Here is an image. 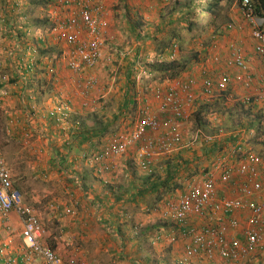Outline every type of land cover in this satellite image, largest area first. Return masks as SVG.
I'll return each mask as SVG.
<instances>
[{
	"label": "built area",
	"instance_id": "built-area-1",
	"mask_svg": "<svg viewBox=\"0 0 264 264\" xmlns=\"http://www.w3.org/2000/svg\"><path fill=\"white\" fill-rule=\"evenodd\" d=\"M55 1L72 12L60 19L58 30L68 46L65 53L68 67L78 72L81 67L97 66L104 58L106 0H77L76 6L67 0ZM248 3V0L242 1V13L251 24L254 51L264 62V21L252 14ZM80 30L84 31V37L77 35L76 32ZM227 62L246 69L241 54L235 52L233 45L231 58ZM249 78V75L236 77L245 86L249 85ZM229 80L228 75L220 76L216 88L224 90ZM95 82L96 77H90L86 87L93 86ZM192 84V80L174 83L162 95L160 113L172 120H156V116L149 115L148 107L144 105L143 119L136 122L128 133L109 136L100 161L123 154L127 148H131L132 143L143 138L136 152L137 163L142 169L150 162L144 163L143 158L147 155L199 147L198 134L184 143L177 126L178 121L185 117L186 107L193 98ZM204 86V91L210 94L212 82L207 80ZM143 101L146 102V97ZM254 101L264 102V91H257ZM170 127L172 129L168 130ZM163 131L165 134L159 133ZM215 155L184 179L179 193H169L160 210L161 217L170 222L182 237L179 264L212 263L217 260H221L222 264H241L254 255H264V149L255 150L237 141L215 149ZM107 169L108 165L101 163L96 172L101 175ZM11 210L17 211L22 224L23 264H32L36 259L43 264H85L76 258L64 263L43 242L41 220L36 210L23 202L21 192L13 187L10 168L0 154V217L6 218ZM154 211L158 212L159 206ZM170 235L173 236V233ZM13 263L12 258L8 259V264Z\"/></svg>",
	"mask_w": 264,
	"mask_h": 264
},
{
	"label": "rangeland",
	"instance_id": "rangeland-1",
	"mask_svg": "<svg viewBox=\"0 0 264 264\" xmlns=\"http://www.w3.org/2000/svg\"><path fill=\"white\" fill-rule=\"evenodd\" d=\"M32 1L35 4L33 3L31 4V19H33V17L37 14H40L41 16L44 17L47 14L49 15L51 14L54 23H51L50 25H45V27H41L42 29L41 33L46 37H51V38L54 37V39H52L53 42L48 41L49 44L54 43L58 45L60 41L62 43L61 47H63L65 53H67L68 46L64 40V36L62 32H59L57 29H53L54 28L53 26H55L56 19H58V17L61 14H59L56 11L52 15L51 10H46L47 6H45V4L42 6L43 0H32ZM132 1H136V0H132ZM153 1H155V4L157 3L156 5L157 8L155 9L154 7V9L153 8L147 9L148 7L147 5L153 3ZM189 1L190 0H168L167 2H161L159 0H140L142 10L138 11L139 17H137L136 19L138 21L141 20L143 24L146 26V22H150L153 16H155L156 18L160 15H163V17H167L168 11H170L171 8L176 3H180L181 4L180 7H183L184 9L183 11H186L187 8L189 7L187 5ZM125 2L129 4L128 0H111L110 2L111 7H109V12H107L106 10L107 13H110L109 15L110 23L108 28L110 29V33L113 36L110 41H113L114 44V48L112 46H110V48L107 47V50L104 48V54L106 52L105 57H109V58H107L101 65L100 63H98V65L95 67H81V69L78 72L69 71L68 69L63 70L62 76L59 77V79H66L71 84H73L72 82H74L73 80H75V78L71 76L72 74L76 75V78L78 77L77 79H79L80 81L93 76L98 77V83L96 86L90 89L87 88L83 91L85 92L87 90L88 92L86 95L89 96L92 94L91 97L92 98L95 97V105H98L101 102L100 104L104 106L103 109L105 115L107 116H111L112 112L116 109L115 107L116 100L119 99V93L122 91V88L127 86L128 77H131V80L134 84V88L138 90L140 93L144 90H146L147 93H150V91L153 92L157 87L163 88L169 83L168 80L160 79L159 76H157L158 78L155 80H153L154 78H151L150 76H146L143 73L144 66L140 64V60H138V64L132 66L134 50L138 49L140 52H143L146 49V45L148 46L151 45L149 43L150 42L149 40L145 44L142 43L140 44L138 41H136L130 35L128 31V26L127 27L124 26V24L121 22L123 18L120 15V11L117 9L120 7V5H124ZM142 4H144V6ZM190 6H192V4ZM218 9H219V16H218L219 19L218 18L216 19L217 22L222 23V25L231 23L232 27L235 28L237 31L235 32L236 34L235 36L230 35L229 32L226 33L225 39L219 41L217 44L218 47L213 51L216 52V54H218L222 58L228 52V49L226 48L228 43L236 44L235 42L238 43V40L240 42L238 45L235 46V52H237L241 48L250 47L252 39L249 33V23L243 17L242 11L237 1L228 0L227 2H223ZM122 10L123 12H125L126 9L122 8ZM145 15L146 18L149 20H146L144 18ZM213 16H214L213 13L206 14L202 21L205 22L210 21V19ZM55 17L57 18L55 19ZM174 17L175 20H177L181 16H178L177 13ZM213 30H214V26L208 27L203 33L202 31L194 30L195 31L194 34V31L190 33L187 30H185L184 32L185 38H183V43L181 41L180 45L178 46L179 50L178 52H176L174 59L178 61L181 60L185 64L186 63L188 64L190 60L197 57L196 53L201 48L200 44H197V46H195V44L202 43V45L205 46L209 41L210 36L213 33ZM200 32L201 34H199ZM76 33L80 37H84L85 35L84 31L82 30L77 31ZM116 33L119 35V38H116L114 36ZM191 35H196V38L193 43H191V39H190ZM188 42L189 44H187L186 47V43ZM182 45H184V47L181 50L180 46ZM23 47L24 46H21L22 49ZM50 47L53 50L54 47L52 45H50ZM122 49L131 51L130 54H128L129 58L127 59V62L124 61L125 58L120 59V57H118L116 54L114 55V51H120ZM52 50L50 51L51 53L49 54L51 58L54 56ZM18 52L21 53L22 50H18ZM113 56L115 58L114 63H112ZM200 56H203V54H200ZM35 57L36 58H32V60L33 59L37 60L38 58L42 60H48L47 57H42L41 55H36ZM140 58H142V56H140ZM149 59L151 60L153 59L154 61V57L152 56ZM210 60L212 61V58ZM0 61L1 63L5 64L3 55H0ZM119 61H121V63H125L126 65L125 68L124 67L121 68L118 65ZM203 67H208L209 72L212 74L219 73V71L221 73L222 70H227V68L223 69L224 65L222 67L221 62H218L216 64L208 61L207 64L206 62L204 63ZM3 71H5V69H0V77L2 73H4L5 78H9L8 73ZM38 77L42 78L44 76L41 73L37 75V78ZM56 77L57 75L52 73L51 71L49 72L48 75L45 76L47 80L49 79L53 80ZM33 79L34 78L32 77L31 74H27L26 90H24L23 87L24 80L20 79L22 86H20L19 88H21L23 93H26L25 95L31 94V87L34 85ZM36 80L37 79L35 78V81ZM71 87L72 86H70V88ZM74 89L75 88H73V92ZM257 90L264 91V78L262 79L254 78V82L251 86H245L244 84L241 85L235 83L233 85V90H230L228 91V93L222 95L221 93H216L211 97H206L202 95L201 92H199L197 98H195L194 103L192 104L193 109L191 110L190 108L186 119L183 122L177 124L178 130L180 131L183 137V141L188 142V139L190 137H193V135L196 132L205 135H214L215 133H213V130L215 131L218 127L223 129L230 128V130L232 131L237 126L239 121L243 119L242 116H244V111H247L249 108H252L253 111H260V110L264 111V102H253L252 92L256 93ZM1 91L3 92V89ZM133 91L134 89L131 88L129 93L132 94ZM86 95H84V97H86ZM246 97H249L248 103L243 101V99ZM26 103L27 105L31 104V100L29 102L26 101ZM14 105L15 106L18 105L17 101L14 102ZM86 107L87 108L89 107L90 109L91 104ZM149 107H150L149 109L152 112L151 114L152 116H159L156 104L152 101V99ZM1 111L2 108H0V114ZM238 111L241 112L240 115L242 116L236 114ZM131 113L132 112H130L129 114ZM126 116L129 117L128 118L129 120L132 119V117L127 113ZM255 125L256 124L253 125L254 126L253 134L256 136L257 129ZM131 128L132 127L128 126L125 121L120 124V130L126 131V133H128L131 130ZM236 131L237 133L240 132L238 130ZM241 133H244V131ZM244 136L245 134L241 136L238 142H241L244 145L252 146L255 150L264 149V145L259 143V141H261V139L259 138L261 137L257 136L256 141L258 143L256 144L250 141L251 138L243 139ZM37 138H38L37 135H33V137L28 136L26 137V141L28 142L24 143L22 140L20 141L19 137H17L16 143L19 147L26 145L29 146L30 143H33L35 140L39 141V139ZM8 140L9 139L7 138V141L5 142V135L0 131V146H1L0 154L3 157H4V149L8 144ZM41 141L42 139H40V142ZM195 150L187 148L185 150L186 152L184 151V154L187 155L188 159L189 158L193 159L194 155L192 154ZM78 153H80V157H81L82 151L80 150ZM124 154L126 153L124 152ZM124 154H117L110 160L114 164H117V168L113 173V177L115 176L114 177L115 181L114 182L111 181L110 184L107 182H105L106 184L105 183L103 184V182L99 180L100 177L96 178V176L92 175L91 171L89 170L90 168H86L87 179L86 182L83 183V187L87 191V194L85 196L86 197L95 196V195H99V193H103L105 195V197H103L104 200L101 197V201L99 202L100 204H98V206H101V208H103L109 204L111 205L110 201L114 203H118L119 206L115 207L117 209L115 210L116 215L111 216L112 218L109 217L110 219L108 218L106 219L103 213L99 216V219H95L94 215H92L91 218L88 217L89 219L88 221H86V224H92V229L87 236L88 238H85L84 241H81V239H79V235L82 233V231L79 230L77 223L81 221L79 214L81 210L88 204L89 199H86L85 196L80 194L81 191L72 183L71 178H67V176L64 175V172H61L59 174H54L55 175L54 177L58 179L55 181L54 186L51 188L54 196L48 197L46 195L42 197V195H44V192L41 191V198L38 199L39 202L38 200H36V198L32 199L33 201H31V198H33L31 196L32 188H31V183H28L27 200L31 202V204L33 203V205L34 202L36 203L33 206V208L37 211L40 210L41 214L39 217L41 218L42 213L46 217V215L50 213V207L52 211H54L57 214L56 218L52 217L51 219H48L46 221L47 226L43 225L45 227L44 232L46 230L47 244L49 247H51L52 243H55V235L58 234L60 228L63 229L66 227H70L71 229L65 231L63 234L65 237L71 236V241L68 243L62 242L64 244L63 255L68 256L67 261L71 258H76L80 261L85 262V264H113L112 263L113 261L110 260L111 258L109 257V255H107L108 253L106 252V250L104 251V253H97L93 255H86L87 253L86 250H90V249L92 250V248H95L96 245L98 246L102 239L112 241L114 245L116 243L115 245L116 247L121 248L122 243L119 241L121 240L124 241L128 233V231L123 232L121 231V229L123 228L125 230L129 228L131 229L130 240H132L133 243H134L133 240L138 241L143 234L144 235L147 234V237L150 238V240L148 241L144 239L145 242L144 245H142V254L140 259H143V257H145L144 256L145 252H147L149 257L147 264H160L161 262L164 264H177L176 261L177 258L180 256L181 253L180 250L183 244V240L181 237L177 235L175 229L172 227V224L168 221H165L161 217L160 210L163 208V201L165 200V198L170 196L169 193H174V195L175 193H177V191L179 193L181 185L178 182H175V184L173 183L172 187H174V189L177 188V190L171 188L167 190L160 189V193L154 192L151 194H147L146 196H143L138 199L134 198L132 196L133 194L132 189H135V187L132 188L131 181L129 179L131 177L137 178V176L143 174L144 171H141L139 168L137 169L135 168L136 165H135L134 157H133V161L128 162L126 161L127 155L124 156ZM213 156H216L214 151L209 153L207 156L200 158L199 165L196 166L195 169L197 170L201 162H202L201 164H204L206 159L211 157L214 158ZM43 157H47V155L44 154ZM65 161L66 160L63 159V162L59 163L61 166L60 168L61 171L62 169H64V166L62 164H64ZM16 166L18 167H15V173L17 178H20L21 174L19 170L21 165H16ZM68 171H69L68 175H73L70 169ZM91 180L94 181L93 183L96 185L95 190H93L92 187L87 186L90 185L89 181ZM47 184L49 183H47L46 180L38 181V182L34 181V185H37L40 189L42 188L46 189L49 186V185L47 186ZM100 185L101 187H99ZM65 187L68 190H65ZM94 192H96V194ZM71 194H73V196H71ZM117 194L121 195L120 196L121 200L118 202L114 201V196ZM106 197L108 198L107 199L108 201L106 200ZM114 203H112L111 207H113ZM158 206H159V211L158 212L154 211V208ZM67 210H69V212H67ZM121 210L127 211L130 219L125 220ZM112 228L115 229V231ZM170 228L171 230L175 231L173 232V236L170 235ZM158 232H162L163 234V238H161L160 240L156 239ZM77 248H80V250L83 253H85V255L82 256L81 253L78 250H76ZM105 249L110 250V248H105ZM109 254L111 255L110 252ZM86 256L87 258H85ZM85 259H87L89 262ZM123 260L124 258L119 260L116 258L114 261L118 262ZM201 264H222V261L217 260L216 262H212V263L203 262ZM241 264H264V255L263 254L254 255Z\"/></svg>",
	"mask_w": 264,
	"mask_h": 264
},
{
	"label": "crops",
	"instance_id": "crops-1",
	"mask_svg": "<svg viewBox=\"0 0 264 264\" xmlns=\"http://www.w3.org/2000/svg\"><path fill=\"white\" fill-rule=\"evenodd\" d=\"M128 2L130 5L125 2L128 11L132 10V8L137 11L142 10L140 0H128ZM142 5L144 6V4ZM156 5L157 3L155 4V1H153V3L147 5V9H154V7L156 9ZM18 7L21 8L20 14ZM109 7L111 6L109 3H107V12H109ZM14 8H16L15 14L13 11ZM107 12L105 14H107V18L110 23V13ZM3 13L5 15H3ZM144 18L149 20L146 18V15ZM121 22L127 27L123 19ZM21 33H23V35L27 33L28 37L20 36ZM229 34L231 35V33ZM232 35L235 36V34ZM29 36H31V0H0V55H3L5 63L3 64L0 61V69H5L3 72H7L11 78H15V75H18V78L14 83L9 82V78H5L4 73H2L0 77V108H2L0 114V131L5 135V142L7 141V138L9 139L8 144L4 149V159L11 171L13 187L21 192L22 197L24 195L23 202L33 207L36 203L34 202L33 205V203L31 204V202L27 200L28 183H31L32 188L31 196L33 198H31V201H33L32 199L34 198H36V200L40 199L41 191L44 192L42 197L46 195L48 197L54 196L51 188L54 186L55 181L58 180L54 177V174H59L61 172H64V175L67 176V178H71L72 183L81 191L80 194L85 196L87 191L82 187L83 183L86 182L87 179L86 168H90L89 170L91 171L92 175L96 176V178L100 176L97 175L96 166L91 163L89 164V162L86 163V161L80 157V153L78 152L80 150H86L90 154L94 153V148L96 146H94L93 142H101L102 138L99 141H96L97 139L93 137L91 139L93 141L92 144H89L87 142L81 143L80 140L68 136V131L66 130L69 126L67 123V118L70 119L69 122L72 124L75 120L74 117H82L83 114L86 113V110L88 111L86 106L93 103L95 97L92 98V94L89 96L86 95V97L80 96L79 94L76 95V88H79L83 85L82 82L77 79L78 77L76 78V75H71L73 78H75V80H73L74 82H72L73 84L69 83V81L66 79H59V77L62 76V71L68 69L61 60L62 56H59L57 60L49 63L48 60H43L45 62L43 67L47 72L46 75H48V72L51 71L52 73L56 74L57 77L53 80H47L44 78L41 80V82L38 81L37 83L35 78H37V75L41 74V72H32V70L29 72L26 70V62L28 63L29 59L31 60V55L29 57H25L26 51H28L27 49H31V44L28 40ZM110 36L112 37L111 33ZM114 36L119 38L117 33ZM46 38L48 41L53 42L52 39H54V37ZM58 45L55 44V48L60 50ZM21 46L27 47H24V50H22ZM217 47L218 46L216 45L215 49ZM146 49L149 50L151 48L146 45ZM18 50H22V52L19 53ZM208 52L210 53V51ZM242 52L245 54V57L249 62L250 73L252 74L253 81L254 78H264V63L253 51L252 42L250 47L242 48ZM114 60L115 59L113 58L112 63H114ZM118 65L121 68H125V63H121V61L118 62ZM27 74H31L34 78V85L31 87V94L25 95L26 93H23L19 87L22 86L20 79H23V87L24 90H26ZM43 84H45V86H43ZM70 86L72 87L70 88ZM73 88H75L74 92ZM2 89L3 92L1 91ZM228 89L233 90V88L230 86ZM253 93L254 92H252V94ZM30 100L31 104L27 105L26 101L29 102ZM15 101L18 103L17 106L14 105ZM61 107H65L67 110L62 112ZM59 108L60 110H58ZM53 111L55 114L51 115ZM227 133V131H224L223 134H219L213 139H208L214 141L218 140V142H220L218 143L219 145L226 147L229 145V142L227 140H223L226 138ZM33 135H37V139H39V141L35 140L33 143H30L29 146L26 145L19 147L17 145V137H19L20 141L22 140L24 143H26L28 142L26 141V137H33ZM106 138L107 135L105 136V139ZM40 139H42L41 142ZM210 140H208V142ZM205 141H207V139ZM198 142L199 147L197 146V148H201V142ZM44 154H46L47 157H43ZM63 159L66 161L64 164H62L64 169L61 171V166L59 163H62ZM16 165H21L19 170L21 174L20 178H17L15 173V167H18ZM111 165L112 169L110 171L104 172L105 174L102 175V178H104L103 181L109 184L115 177H113V173L117 168V164L112 162ZM69 169L72 171L73 175H68ZM44 180L49 183L47 184V186H49L46 189H40L37 185H34V181L38 182ZM93 182L94 181L92 180L89 181L90 185L87 186L92 187L93 190H95L96 185ZM99 187H101V185ZM65 190L68 189L65 187ZM94 193L96 194V192ZM71 196H73V194H71ZM101 197L104 200L103 197H105V195L103 193H99V195L86 197V199H89L88 204L81 210L79 214L81 221L77 223L79 230L82 231V233L79 235V239H81V241H84L85 238H88L87 236L91 232L92 224H86V221H88L92 215H94L95 219H99V216L102 213L106 219H110L112 218L111 216L116 215L115 210L117 209L115 207H118L119 204L110 201L111 205L114 203L113 207H111L109 204L106 207L101 208V206H98V204H100L99 202L101 201ZM107 197L106 200L108 199ZM36 212L38 216H40V210H36ZM47 215L45 217L42 213L41 218L39 217L40 220H42V226H47L46 221L48 219L57 217V214L52 211L51 207L50 213ZM43 228L45 229L44 226ZM70 229V227L63 229L60 228L58 234L55 235V243H52L53 250L59 255L62 261H67L68 259V256L63 255L64 244L62 242L68 243L71 241V236L65 237L63 233ZM21 230L22 224L17 211H9L6 218L0 217V264H8V259L10 258L14 260L13 264H23L22 258L24 248L21 240ZM113 230L115 231V229ZM121 231H128L125 240L119 241L122 243L121 248L116 247V243L114 245L112 241L102 239L98 246L96 245V247L92 248V250H86V255L104 253L106 250L108 253L107 255H109L111 258L110 260L113 261V264H147V261L149 260L147 252H145V257L140 259L142 254V245H144L145 240H150V238L147 237V234H143L138 241L133 240V243L132 240H130L131 229L128 228L124 230L122 228ZM42 239L43 242L47 244L46 230ZM105 248H110V250ZM76 250H78L82 256L85 255V253H83L80 248H77ZM85 258H87V256ZM116 258L118 260L124 258V260L116 262L114 261ZM32 264H43V262L39 259H36V261ZM160 264L164 263L161 262Z\"/></svg>",
	"mask_w": 264,
	"mask_h": 264
},
{
	"label": "trees",
	"instance_id": "trees-1",
	"mask_svg": "<svg viewBox=\"0 0 264 264\" xmlns=\"http://www.w3.org/2000/svg\"><path fill=\"white\" fill-rule=\"evenodd\" d=\"M69 4L71 5H78L77 0H67ZM228 0H190L187 5L189 6L186 11H183V7H180V3H176L170 11H168V16L163 17V15L158 16L157 18L155 16L152 17L150 22H146V26L143 24V22L140 20L138 21L136 18L139 17L138 11L132 8V10L128 11V8L126 4L120 5V7L117 9L120 11V15L123 18V21L128 26V31L130 35L137 41H140L142 44H145L148 40L150 41L151 49L147 50L145 49L143 52H140L138 49L134 50V56L136 59L140 60V64L144 66L143 73L146 75H149L151 78H154L153 80L157 79L159 76L160 79H168V80H174L180 77L182 74V71H184L187 68V63L185 64L181 60L174 59L176 52H178V46L180 45L181 41L183 43L184 32L187 30L188 32L192 33L194 30L202 31V33L210 26H214L213 33L211 34L214 36H217V40L224 37L226 35V31L223 28H226L225 25H222V23L217 22V18L219 16V6L223 2H227ZM239 4V7L242 6L243 0H236ZM250 5L252 14L261 17L264 21V0H248ZM35 4L31 0V4ZM45 4L47 6L46 10H51V13H55L56 11L59 13L62 12H69V8H65L64 6L58 4L55 0H43L42 6ZM192 4V6H190ZM19 8V14L21 13V8ZM122 8H125V12H123ZM14 8V14L15 12ZM181 12V14H180ZM178 13L179 17L177 20H175V15ZM214 14V16L210 19V21H202L204 16L206 14ZM71 15L72 12H69ZM3 15H5L3 13ZM219 19V18H218ZM53 18L51 17V14H47L44 16H41L40 14H37L31 19V36H29L28 40L31 44V49H27L25 57H29L31 55V60L29 59V62H26V70L29 72L39 71L43 74L44 77H38L36 78L37 81L41 82L47 74L45 68L43 67V64L45 62L38 58L37 60L32 58H36V55H41L42 57L48 58V63L53 62L57 60L60 54V50L55 48V44H49L46 36H44L41 33V27H45V25H50ZM218 23V24H215ZM223 27V28H222ZM264 28V24H263ZM208 32V31H207ZM189 33V34H190ZM187 34V33H186ZM195 34V31H194ZM201 34V32L199 33ZM224 35V36H223ZM20 36L28 37V34L23 33L20 34ZM210 36L209 41L205 46L202 45V43H196L200 44V49L196 53V59L200 58L201 51L204 50L203 54L205 52L212 50L211 48H214L217 45V40L213 39ZM196 38V35H191V43L194 42ZM198 38V36H197ZM190 42V40H189ZM186 43V47L187 44ZM50 45H52L54 48L51 49ZM191 45V44H190ZM27 47V46H24ZM24 47L22 50H24ZM184 45L180 46V49L182 50ZM53 51L54 56L51 58L49 55ZM128 56V57H127ZM124 59L125 62H127V59L129 58V55H127ZM142 56V58H140ZM154 57L153 59H149L150 57ZM49 73V72H48ZM9 76V82H15V80L18 78V75H15V78H11ZM14 76V75H12ZM156 77V78H155ZM162 80V81H163ZM45 86V84H43ZM1 86V84H0ZM133 88L134 91L132 94L129 93L130 89ZM139 91L134 88V84L131 80V77H128L127 79V86L122 88V91L119 93V99L116 100L115 107L116 109L112 112L111 116L105 115L104 112V106L98 104L95 105V101L91 105V108H87L86 113L83 114L82 117H74V121L72 124L69 122V118H67V123L69 124L68 129V136L72 137L74 139L80 140L81 143H89L92 144V138L94 137L97 139L96 141H99L101 138V142H93L94 146V153H88L86 150L82 151V159L86 161V163H91L97 167L102 163L106 164L107 160L101 162V157L104 152V147L107 144V139H105V136L111 137L114 134H126V131L120 130V124L122 122H126L128 126L133 127L136 122H139L143 119L144 112L141 113L142 108H138L139 105H142V99L143 97H136L138 96ZM142 95L147 94V92L141 93ZM138 106V107H137ZM132 112L131 114H129ZM137 112V115H136ZM126 113L132 117L131 120H129L128 116H126ZM239 116L241 112L238 111L236 113ZM107 116V117H106ZM136 117V118H135ZM243 119L239 121L237 126L231 131L230 128L223 129L218 127L215 131L213 130V133H217L219 131L222 132H228V135L223 140H227L229 143H235L240 140L241 136L245 134L244 138H251L250 141L252 143H258L256 141L257 136L261 137V143L264 145V111H253L252 108H249L247 111H244V116H242ZM156 120L165 121V120H172L170 117L165 115L164 113H161L160 116L155 117ZM66 123V124H67ZM256 124L257 129V135L255 136L253 134V125ZM239 128V129H238ZM128 129V128H127ZM161 129V128H160ZM172 127L168 128V130H171ZM240 131L237 133V131ZM244 133H241L243 132ZM161 134H165V131L159 132ZM76 140V141H77ZM103 140V141H102ZM143 139H140L134 143H132L131 148H127L126 154L127 159L126 161L131 162L136 159V152L138 148L143 143ZM201 142V149L200 151H194L192 155H194L193 159L187 157V155L184 154V151L186 149H183V151L168 153V154H162V155H147L145 156L144 163L147 164V167L145 169H142L140 165H137L135 163V168H139L141 171H144L143 174L136 175L137 178L131 177V185L132 188L135 187V189H132L133 194L132 196L136 199L141 198L143 196H146L147 194L151 193H160V189L167 190V189H174L173 183L178 182L182 187V180L185 178V176L193 171H196L195 167L199 165L200 158L203 156H207L209 153H211L214 149H220L223 148L221 145H219L218 140H210L208 141H200ZM100 143V144H98ZM80 144V143H79ZM99 148H98V146ZM92 148V147H91ZM93 149V148H92ZM186 152V151H185ZM191 155V156H192ZM190 156V157H191ZM100 157V158H99ZM96 160H99L97 162ZM201 164V163H200ZM91 166V165H89ZM135 169V170H136ZM137 171V170H136ZM103 184L105 183L103 181V178H99ZM115 181V178L112 179V182ZM106 184V183H105ZM180 187V188H181ZM84 188V187H82ZM166 188V189H165ZM177 189V188H176ZM175 190V189H174ZM119 194L114 196V201L118 202L120 201ZM122 215L124 216L125 220L130 219L128 212L121 210ZM134 234V233H133ZM131 238V236H130ZM129 240V239H128ZM53 249V246L50 247Z\"/></svg>",
	"mask_w": 264,
	"mask_h": 264
},
{
	"label": "clouds",
	"instance_id": "clouds-1",
	"mask_svg": "<svg viewBox=\"0 0 264 264\" xmlns=\"http://www.w3.org/2000/svg\"><path fill=\"white\" fill-rule=\"evenodd\" d=\"M159 1H161V2H167L168 0H159ZM110 2H111V0H106L105 1V3H104V10H105V13H106V10H107V3H109L110 4ZM241 11H242V6H241ZM69 11H70V9H69ZM59 13V12H58ZM104 13V16H105V19L107 20V27H106V29H105V35L103 36V38H104V48L107 50V47L108 48H110V46H112L113 48H114V44H113V41H110L111 39H112V37L110 36V33H109V28H108V26H109V20H108V18H107V14H105ZM59 14H61L59 17H58V19H56L57 17H55V19H56V22H55V26H53L54 28L53 29H57V30H59V24H60V19H63L66 15H68L69 14V12L67 13V12H62V13H59ZM243 14V13H242ZM243 17H244V15H243ZM245 18V17H244ZM246 20V19H245ZM51 23H54V20H52V22ZM229 25H230V27H229ZM226 26V28H224V30L226 31V33H231V35L232 34H235V32L237 31L235 28H233L232 27V25H231V23H228V24H226L225 25ZM249 33H250V36H251V42H252V49H253V51H254V39L252 38V35H251V24L249 23ZM236 35V34H235ZM225 39V36L224 37H222V38H220V39H218L217 40V36H214V35H212V41H213V39H215V40H217V44H218V42L220 41V40H224ZM56 41V40H55ZM137 41V40H136ZM140 44H141V42L140 41H138ZM239 40H238V43L237 42H235L236 44H234V43H228V45L226 46V48L228 49V52L226 53V55L224 56V57H220L218 54H216V52H214L213 50L215 49V47L214 48H211L212 50H209L210 51V53L209 52H205V54H203V52H204V50H202L201 51V54H203V56H200V58H198V60L196 59V58H193L192 60H190V62L187 64V68L184 70V71H182V74L180 75V77L179 78H177V79H174V80H168V79H165V80H168L169 81V83L165 86V87H163V88H161V87H157L153 92H151L150 91V93H147V94H144V95H142L141 93H144V92H147L146 90H144V91H142L141 93L139 92V94H138V97H143V99L146 97V102L144 103V101H143V99H142V105L140 106L139 105V107L138 108H143V106L144 105H146V107H148L147 109H148V114L149 115H151L152 114V112H151V110L149 109L150 107V103H151V99H152V101L156 104V107H157V111H158V115L160 116L161 115V113H160V107H159V105H160V102H161V98H162V95L165 93V91H166V89L169 87V86H171V85H173L174 83H183V82H188V81H190V80H192L193 81V84H192V87H191V90H192V92H193V98L191 99V101L189 102V104H188V107H186V115H185V117L184 118H182L181 120H179L178 121V123H181V122H183L185 119H186V117H187V114H188V111H189V109L191 108V110L193 109V106H192V104L194 103V100H195V98H197V95L199 94V92H201L202 93V95H204V96H206V97H211V96H213V95H215L216 93H221V95L222 94H225V93H228V91H230L229 89H228V87L230 86L231 88H233V85L235 84V83H237V84H244V83H242V82H240V81H237V79H236V77L237 76H239V75H242V76H247V75H249V85L248 86H251L252 84H253V77H252V74L250 73V68H249V62H248V60H247V58L245 57V54L242 52L241 53V51H242V48L240 49V50H238L239 51V53L241 54V56H242V58H243V60H244V62H245V65H246V69L245 70H243V68H241V67H239V66H237L236 64H228V60L231 58V45H233L234 47L236 46V45H238L239 44ZM57 43H58V41H57ZM59 49H60V54H59V56H62L61 57V60L64 62V65L70 70V71H72L69 67H68V64H67V58H66V55H65V50L63 49V47H61L62 46V43L59 41ZM150 48H151V46H149ZM130 50H126V49H122V50H120V51H114V55L116 54L118 57H120V59H124L128 54H130ZM255 52V51H254ZM214 53V54H213ZM255 54H256V52H255ZM257 55V54H256ZM106 56V52H105V54H104V58H103V60L100 62V65L107 59V58H109V57H105ZM258 56V55H257ZM208 57V58H207ZM259 58H260V56H258ZM59 58V57H58ZM113 58H114V56H113ZM212 58V61L210 60ZM115 59V58H114ZM261 59V58H260ZM139 60V59H138ZM138 60L136 59V57L134 56V54H133V60H132V66L133 65H136V64H138ZM262 60V59H261ZM208 61H210V62H212V63H218V62H221L222 63V67H223V65H224V67H223V69H226L227 68V70H222L221 71V73H220V71H219V73H215V74H212V73H210L209 72V68L208 67H203V65H204V63L206 62V64H207V62ZM263 62V61H262ZM264 63V62H263ZM126 66V65H125ZM146 75V74H145ZM222 75H228V77L230 78V80H229V82H228V84H227V86H226V88L224 89V90H219V89H217L216 88V81L219 79V77L221 76L222 77ZM146 76H149V75H146ZM94 77V76H93ZM89 78H87V79H83V80H81V82H82V86H80L79 88H77V95L79 94L80 96H84V95H86L87 94V90L84 92L83 90H85V89H87V88H92V87H94V86H96L97 85V83H98V79H97V77H96V82L94 83V85L93 86H87L86 87V81L88 80ZM211 81L212 82V87H213V90L211 91V93L210 94H207L205 91H204V89H205V86H204V82L205 81ZM245 85V84H244ZM257 91H263V90H257ZM257 91H256V93H257ZM256 93H253V99L256 97ZM246 98H248V100H245V98L243 99V101L244 102H246V103H248L249 102V97H246ZM95 101V100H94ZM253 102H255L254 100H253ZM93 103H91V105H92ZM58 110H60V108L58 109ZM67 110V108H65V107H61V111L63 112V111H66ZM191 110H190V113H191ZM141 113H142V111H141ZM55 113H54V111L51 113V115H54ZM63 114V113H62ZM66 114V113H65ZM143 114V113H142ZM66 116H67V114H66ZM143 116H144V114H143ZM152 116V115H151ZM195 134H198L199 135V137H198V140L199 141H205L207 138H211V139H213V138H215V137H217L218 135H219V132H217V133H215L214 135H205V134H202V133H199V132H196ZM194 134V135H195ZM222 134H223V132H222ZM193 135V136H194ZM227 135H228V133H227ZM107 138H109V137H107ZM183 138V137H182ZM191 138L192 137H190L189 139H188V141H190L191 140ZM208 140H210V139H207V141ZM184 143H187V142H184ZM187 148H189V147H186V148H184V149H187ZM189 149H192V148H189ZM200 149L201 148H197L196 149V151L198 150V151H200ZM193 150V149H192ZM195 150V149H194ZM180 151H183V149L182 150H180ZM212 151H214L215 152V149L214 150H212ZM211 151V152H212ZM126 153V152H125ZM124 154V153H123ZM114 157V156H113ZM112 157V158H113ZM204 157V156H203ZM112 158H110V159H107V162H106V165H108V169H107V171H110L111 169H112V162H110V160L112 159ZM209 159V158H208ZM207 160V159H206ZM206 160H205V163H206ZM135 163L138 165V163H137V159H135ZM202 163V162H201ZM204 163V164H205ZM90 164V163H89ZM204 164H200V166H202V165H204ZM199 166V167H200ZM198 167V168H199ZM114 168H115V165H114ZM198 168H197V170H198ZM196 170V171H197ZM196 171H193V172H196ZM106 172V171H105ZM193 172H191V173H189V174H187L186 176H185V178L187 177V176H189V175H191V174H193ZM103 174H105V173H102L101 175H99V174H97V175H99L101 178L103 177L102 175ZM185 178H183V180H182V186H183V182H184V179ZM182 188V187H181ZM180 188V189H181ZM175 190H177V189H175ZM166 221V220H165ZM174 228V227H173ZM175 229V228H174ZM175 231H176V233H177V235L179 236V237H181L179 234H178V232H177V230L175 229ZM175 231H173V230H171V228H170V233H173V232H175ZM157 236H160V238H157ZM157 236H156V239L157 240H160L161 238H163V234H162V232H158L157 233ZM182 238V237H181ZM182 246H183V244H182ZM182 246H181V252H182ZM180 255H181V253H180ZM180 257V256H179ZM179 257L177 258V261H176V263L177 264H179V262H178V259H179Z\"/></svg>",
	"mask_w": 264,
	"mask_h": 264
}]
</instances>
